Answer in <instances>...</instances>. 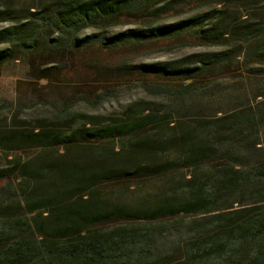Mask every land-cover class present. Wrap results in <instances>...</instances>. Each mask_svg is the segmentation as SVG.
Here are the masks:
<instances>
[{
    "label": "trees",
    "instance_id": "1",
    "mask_svg": "<svg viewBox=\"0 0 264 264\" xmlns=\"http://www.w3.org/2000/svg\"><path fill=\"white\" fill-rule=\"evenodd\" d=\"M169 10L161 0H0V68H31L44 87L96 47L184 37L219 48L117 69L161 101L103 113L106 89L39 117L10 109L0 264H264V12L158 25ZM129 20L144 23L104 36ZM223 77L230 89L216 86ZM83 101L93 111L74 110Z\"/></svg>",
    "mask_w": 264,
    "mask_h": 264
},
{
    "label": "rangeland",
    "instance_id": "2",
    "mask_svg": "<svg viewBox=\"0 0 264 264\" xmlns=\"http://www.w3.org/2000/svg\"><path fill=\"white\" fill-rule=\"evenodd\" d=\"M260 1L257 8L253 9L249 0L243 3L241 0H161L162 5L168 4L170 10L157 17L156 21L158 25L171 24L216 9L233 20L249 19L255 14L264 12V0ZM135 21L129 20L126 25L111 28L103 34L108 37L144 23L143 20H140V24H136ZM218 49L213 46H205L198 40H189L184 37L136 44L117 51L96 47L75 54L71 63L79 65V67L66 76L60 77V83L56 82L51 87H44L41 82L37 81V78L30 77L31 68L27 70L18 64H11V66L0 68V107H2L0 108V123L7 118L10 109L16 107H20L32 117L48 115L52 108L51 103L58 106L57 103L60 100L71 99L73 101L78 98L81 92H85V95L94 99L97 97L96 93L111 89L114 97L109 98L99 107L100 112L103 113L122 111L128 103L139 99L161 101L164 97L151 95L141 88L142 76L120 73L117 69L123 63L142 65L174 61L193 53ZM60 57L56 56L52 59L59 60ZM143 79H145L144 76ZM221 79L216 83L217 87L221 88L220 83L224 88L232 87L233 80L231 78L223 77ZM210 94L211 91L206 93L207 99ZM218 108L221 106L216 105L215 109ZM74 110L93 111V106L83 101L76 104ZM190 218L188 217V219Z\"/></svg>",
    "mask_w": 264,
    "mask_h": 264
}]
</instances>
